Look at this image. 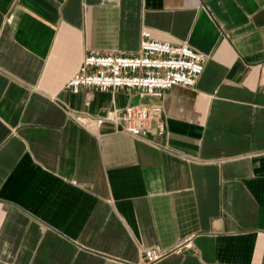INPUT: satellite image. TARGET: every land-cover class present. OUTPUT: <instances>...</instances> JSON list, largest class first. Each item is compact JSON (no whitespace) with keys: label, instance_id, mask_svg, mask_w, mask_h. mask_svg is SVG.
Returning <instances> with one entry per match:
<instances>
[{"label":"crops","instance_id":"crops-1","mask_svg":"<svg viewBox=\"0 0 264 264\" xmlns=\"http://www.w3.org/2000/svg\"><path fill=\"white\" fill-rule=\"evenodd\" d=\"M146 30L206 56L191 87L75 95ZM158 108L142 139L111 109ZM161 131H157V126ZM264 264V0H0V264Z\"/></svg>","mask_w":264,"mask_h":264},{"label":"built area","instance_id":"built-area-1","mask_svg":"<svg viewBox=\"0 0 264 264\" xmlns=\"http://www.w3.org/2000/svg\"><path fill=\"white\" fill-rule=\"evenodd\" d=\"M206 56L191 50L186 44H170L152 39L146 30L139 34L137 50L130 55L87 53L80 66L64 84L75 95L80 89L112 92L116 89L135 91L139 97L159 98L175 86L191 87L200 76ZM158 108L125 106L111 109L85 124L94 130L111 122L118 131L134 139H142L147 122ZM161 126H157L160 132ZM162 253L146 249L143 264H153Z\"/></svg>","mask_w":264,"mask_h":264}]
</instances>
